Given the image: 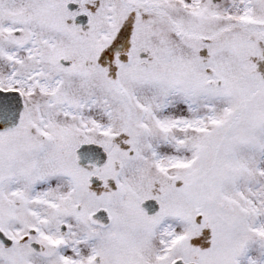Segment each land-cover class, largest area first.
I'll use <instances>...</instances> for the list:
<instances>
[{
	"label": "snow or ice",
	"instance_id": "1",
	"mask_svg": "<svg viewBox=\"0 0 264 264\" xmlns=\"http://www.w3.org/2000/svg\"><path fill=\"white\" fill-rule=\"evenodd\" d=\"M0 264H264V0H0Z\"/></svg>",
	"mask_w": 264,
	"mask_h": 264
}]
</instances>
